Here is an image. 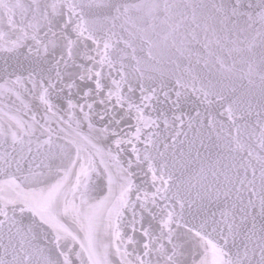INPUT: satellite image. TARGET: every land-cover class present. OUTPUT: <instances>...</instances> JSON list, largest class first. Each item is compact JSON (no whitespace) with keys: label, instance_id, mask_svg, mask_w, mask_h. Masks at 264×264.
Returning a JSON list of instances; mask_svg holds the SVG:
<instances>
[{"label":"snow or ice","instance_id":"snow-or-ice-1","mask_svg":"<svg viewBox=\"0 0 264 264\" xmlns=\"http://www.w3.org/2000/svg\"><path fill=\"white\" fill-rule=\"evenodd\" d=\"M0 264H264V0H0Z\"/></svg>","mask_w":264,"mask_h":264}]
</instances>
